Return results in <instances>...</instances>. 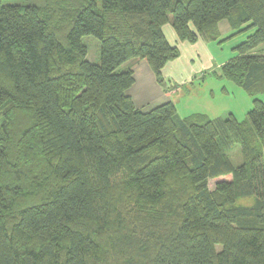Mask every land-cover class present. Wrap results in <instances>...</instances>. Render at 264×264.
<instances>
[{
    "label": "trees",
    "instance_id": "1",
    "mask_svg": "<svg viewBox=\"0 0 264 264\" xmlns=\"http://www.w3.org/2000/svg\"><path fill=\"white\" fill-rule=\"evenodd\" d=\"M73 1L0 0V264H264V0ZM222 20L248 32L216 74L252 97L247 119L136 108L118 67L162 82L179 55L162 25L210 42Z\"/></svg>",
    "mask_w": 264,
    "mask_h": 264
},
{
    "label": "rangeland",
    "instance_id": "2",
    "mask_svg": "<svg viewBox=\"0 0 264 264\" xmlns=\"http://www.w3.org/2000/svg\"><path fill=\"white\" fill-rule=\"evenodd\" d=\"M3 4L16 5H36L41 9L45 7L54 8L57 15L63 11L64 8L72 7L73 0H1ZM56 15V16H57ZM59 17V16H58ZM62 18H53L50 23L53 26H58L63 22ZM64 29V28H62ZM219 42L210 43L208 46L209 52L212 56L214 65L224 63L231 57L236 55L234 47L242 42L248 32H241L240 34L232 35L233 31L229 28L227 21L224 20L220 26ZM82 43L87 47L86 59L94 63H99V41L91 36L84 35L81 38ZM260 48V47H259ZM257 48L255 51H259ZM186 55L182 56L185 60ZM200 64L201 61H195ZM194 68L196 63L189 62ZM123 65H120L117 70L122 71ZM213 71L217 72L219 69L214 67ZM202 72L193 74V83L187 84L184 91L176 96V109L180 116L192 115L193 113L206 115L209 118H226L229 114H233L238 121H245L247 119V112L252 107V97L234 84L233 82L218 77L211 72L210 69H200ZM204 74L205 77L197 79L198 75ZM260 100L264 102V94L258 95ZM1 123V119H0ZM226 154L229 156L233 165L237 166L241 163V150L239 145H233L226 149ZM238 204L249 205L252 203V198L239 199Z\"/></svg>",
    "mask_w": 264,
    "mask_h": 264
},
{
    "label": "crops",
    "instance_id": "3",
    "mask_svg": "<svg viewBox=\"0 0 264 264\" xmlns=\"http://www.w3.org/2000/svg\"><path fill=\"white\" fill-rule=\"evenodd\" d=\"M222 21L217 24L219 37L221 34L220 26ZM161 30L168 43L172 46H176L179 50L178 57L174 60L168 61L162 68V82H158L145 59L132 58L122 64V71L131 70L134 78L133 84L125 91V93L131 98L134 106L142 111H149L168 101H171L176 109L175 98L179 93L187 89V84L193 83V74L197 72H200L201 74L202 71L200 69L204 68L212 70L211 72L216 75L219 73V70L215 72L212 68L216 67L220 69L223 64L221 62L214 65L207 46L210 43L219 42V38L216 41L210 42H205L200 38L195 42H188L181 41L178 38L170 23L162 25ZM183 55H186L185 60L182 59ZM196 60L201 61L202 63L198 64L195 62ZM90 62L94 63L91 60ZM189 62L196 63V68H194L192 66L193 64L191 65ZM95 64L97 63L95 62ZM204 74L200 76L198 75L197 79L204 78ZM176 112L180 118L189 116H180L177 109Z\"/></svg>",
    "mask_w": 264,
    "mask_h": 264
}]
</instances>
